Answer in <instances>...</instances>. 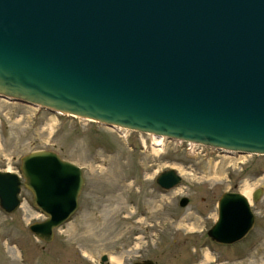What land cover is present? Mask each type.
I'll use <instances>...</instances> for the list:
<instances>
[{
  "label": "water",
  "instance_id": "95a60500",
  "mask_svg": "<svg viewBox=\"0 0 264 264\" xmlns=\"http://www.w3.org/2000/svg\"><path fill=\"white\" fill-rule=\"evenodd\" d=\"M0 98L264 155V0H0ZM18 170H0V208L19 207L22 185L44 216L27 229L48 243L77 207L81 169L39 149ZM180 181L173 168L154 178L163 190ZM252 225L248 199L224 191L206 235L231 244ZM107 260L101 254L98 264Z\"/></svg>",
  "mask_w": 264,
  "mask_h": 264
},
{
  "label": "rangeland",
  "instance_id": "374dc122",
  "mask_svg": "<svg viewBox=\"0 0 264 264\" xmlns=\"http://www.w3.org/2000/svg\"><path fill=\"white\" fill-rule=\"evenodd\" d=\"M152 142L150 134L117 132L0 98V170L19 175L23 154L47 149L78 166L83 177L75 211L48 243L27 229L44 216L21 185L19 207L10 213L0 208V264H98L101 254L107 264L112 258L119 264H264V155L196 143L191 148L173 139ZM166 168L181 181L163 190L154 178ZM255 188L262 192L249 233L229 246L210 242L204 232L212 212L198 213L205 202L224 191ZM182 196L188 201L179 206Z\"/></svg>",
  "mask_w": 264,
  "mask_h": 264
},
{
  "label": "flooded vegetation",
  "instance_id": "af4514ba",
  "mask_svg": "<svg viewBox=\"0 0 264 264\" xmlns=\"http://www.w3.org/2000/svg\"><path fill=\"white\" fill-rule=\"evenodd\" d=\"M221 196V193L216 197V198H211V199H209L208 201H206L205 202V200H202L203 202H205V209H203V210H201V211H198V213H200V214H202L203 216H207V214H206V212H208V211H211L212 212V216H213V218L211 219V221H210V225H209V227L212 225V223L214 222V220H215V217H216V209H217V201H218V199H219V197ZM252 197H253V195H252V192L250 193V195L248 196V201H249V208H250V210H251V212H252V214H253V225H252V227L254 226V221H255V214H254V211L257 209L256 208V204H257V201H258V199H256V200H253L252 199ZM188 201V200H187ZM208 227V228H209ZM252 227H251V229H252ZM250 229V230H251ZM207 230V229H206ZM206 230H205V232H204V234H205V236L207 237V235H206ZM249 230V231H250ZM249 231L247 232V234L249 233ZM246 234V235H247ZM245 235V236H246ZM244 236V237H245ZM243 237V238H244ZM208 238V237H207ZM242 238V239H243ZM209 239V238H208ZM242 239H240L239 241H237V242H234V243H231V244H218V243H215V242H213V241H211L210 239V242H212L213 244H215V245H220V246H229V245H232V244H236V243H238V242H240Z\"/></svg>",
  "mask_w": 264,
  "mask_h": 264
},
{
  "label": "bare ground",
  "instance_id": "6f19581e",
  "mask_svg": "<svg viewBox=\"0 0 264 264\" xmlns=\"http://www.w3.org/2000/svg\"><path fill=\"white\" fill-rule=\"evenodd\" d=\"M60 114H63V115H66V114H64V113H60ZM83 119V118H82ZM84 120H87V119H84ZM90 121V120H89ZM114 130H116L117 132H121V130H126V129H124V128H120V127H112ZM150 136H151V139H153V142H152V144L154 145V146H161V144H162V142L164 141V137L163 136H155V135H152V134H150ZM191 144H193L192 142H189V145H190V147L191 148H193L194 146V144L193 145H191ZM199 147V146H198ZM191 150V149H190ZM189 150V151H190ZM198 150V149H197ZM156 151V150H155ZM194 152V151H193ZM192 152V153H193ZM240 156V155H239ZM243 157V156H242ZM250 193H251V191L248 189V190H244L243 192H242V194L245 196V197H247L248 198V196L250 195ZM110 262H111V264H119V261L117 260V259H114V258H112V259H110Z\"/></svg>",
  "mask_w": 264,
  "mask_h": 264
},
{
  "label": "crops",
  "instance_id": "0c3cea01",
  "mask_svg": "<svg viewBox=\"0 0 264 264\" xmlns=\"http://www.w3.org/2000/svg\"><path fill=\"white\" fill-rule=\"evenodd\" d=\"M11 102H13V101H11ZM16 103H19V102H16ZM19 104H22V103H19Z\"/></svg>",
  "mask_w": 264,
  "mask_h": 264
},
{
  "label": "built area",
  "instance_id": "2783aa9c",
  "mask_svg": "<svg viewBox=\"0 0 264 264\" xmlns=\"http://www.w3.org/2000/svg\"><path fill=\"white\" fill-rule=\"evenodd\" d=\"M191 145H193V144H191Z\"/></svg>",
  "mask_w": 264,
  "mask_h": 264
}]
</instances>
